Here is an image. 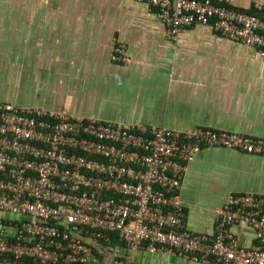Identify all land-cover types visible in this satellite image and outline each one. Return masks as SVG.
Listing matches in <instances>:
<instances>
[{
  "label": "built area",
  "instance_id": "2783aa9c",
  "mask_svg": "<svg viewBox=\"0 0 264 264\" xmlns=\"http://www.w3.org/2000/svg\"><path fill=\"white\" fill-rule=\"evenodd\" d=\"M155 9L164 37L193 25L253 48L264 59V6L231 0H134ZM113 64L127 65L114 40ZM217 147L264 158V138L104 122L0 102V264H139L173 255L197 264H264V195L229 194L211 234L185 227L180 189L187 162ZM252 232L241 246L232 226ZM122 248V249H121Z\"/></svg>",
  "mask_w": 264,
  "mask_h": 264
},
{
  "label": "crops",
  "instance_id": "0c3cea01",
  "mask_svg": "<svg viewBox=\"0 0 264 264\" xmlns=\"http://www.w3.org/2000/svg\"><path fill=\"white\" fill-rule=\"evenodd\" d=\"M264 0H231L251 11ZM127 65L109 60L113 41ZM0 102L57 114L186 130L201 126L264 138V59L193 25L168 41L155 9L134 0H0ZM264 195V158L202 148L186 164L185 227L211 234L229 194ZM241 246L252 232L232 226ZM122 249V248H121ZM139 264H197L143 248Z\"/></svg>",
  "mask_w": 264,
  "mask_h": 264
}]
</instances>
